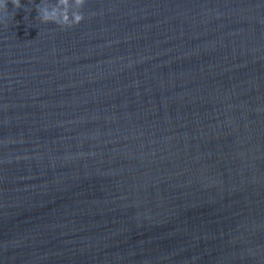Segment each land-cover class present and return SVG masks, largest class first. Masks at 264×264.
Listing matches in <instances>:
<instances>
[{
  "label": "water",
  "instance_id": "95a60500",
  "mask_svg": "<svg viewBox=\"0 0 264 264\" xmlns=\"http://www.w3.org/2000/svg\"><path fill=\"white\" fill-rule=\"evenodd\" d=\"M40 2L0 24V264H264V0Z\"/></svg>",
  "mask_w": 264,
  "mask_h": 264
},
{
  "label": "clouds",
  "instance_id": "9594fccd",
  "mask_svg": "<svg viewBox=\"0 0 264 264\" xmlns=\"http://www.w3.org/2000/svg\"><path fill=\"white\" fill-rule=\"evenodd\" d=\"M9 0H0V24L8 26V20L12 18V14L7 9ZM86 0H55L54 3L49 0H41L36 6L37 19L40 23H53L61 28H71L79 25L84 19L81 9L85 5ZM14 8L19 9L23 5L21 0H11Z\"/></svg>",
  "mask_w": 264,
  "mask_h": 264
}]
</instances>
